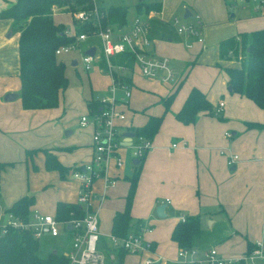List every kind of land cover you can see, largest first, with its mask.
I'll list each match as a JSON object with an SVG mask.
<instances>
[{
  "label": "crops",
  "instance_id": "0c3cea01",
  "mask_svg": "<svg viewBox=\"0 0 264 264\" xmlns=\"http://www.w3.org/2000/svg\"><path fill=\"white\" fill-rule=\"evenodd\" d=\"M14 1L0 0V10ZM102 1H95V4L98 7L119 5H103ZM139 1H133L135 15H126L127 22L123 28H127L132 19L139 15L135 8ZM160 1V10L148 12L151 15L149 20L152 40L148 50L170 58L176 82L162 83L140 74L144 78L142 81L146 79L160 87V90L157 87L151 91L156 95L155 102L160 103V106L157 105L155 110L150 108L149 111L152 112L141 109L145 117L140 125H135L132 124L134 110L130 108L127 99L123 109H131L132 116L128 123L126 115L122 125L125 130L121 134L142 126L149 115H160L163 111L160 99L169 94L179 81L180 85L170 103L169 111L163 115L159 126L161 130L158 129L151 139V148L145 152L141 164L138 167L136 165L139 162L133 164L132 149L130 157L128 156V150L132 147L122 146L119 152L123 165L117 171L112 169L116 175L114 184L106 188L102 179L95 181L93 187L96 198L99 199L104 193L100 203L97 200L92 203V208L96 209L99 217V244L105 252L115 254L114 259L107 263L119 264L118 247L110 240L112 217L116 211L123 210L129 186L127 178L135 169H139L130 214L133 223L138 220L141 222L133 224L130 232L137 225L145 227L142 234L151 241L152 251L139 254L127 252L122 258V264H142V260L149 257L161 264L180 263L176 255L179 247L170 238L172 228L179 216L198 215L201 229V217L209 211L207 206L210 205L218 206L227 221V228L223 233L225 242L210 248H216L226 258H238L244 254L249 240L255 246L260 242L259 248L264 254V106L259 107L244 95L228 90V77L223 68L238 65V62L220 59L218 55V44L222 39L238 37L240 32L264 27V0H253L250 4L242 3L243 0ZM237 2H240L239 6L236 5ZM231 6L236 7L235 10L231 11ZM65 8L60 6L52 16L55 23L61 22L65 28H69L73 20ZM186 10L192 17L188 22L193 21L195 14L201 20L204 37L202 43L171 28L176 34V40L168 30L171 18L178 19L181 15L189 17L184 16ZM143 14L147 15L140 13ZM55 15L58 16L57 19L54 18ZM64 15L68 17L64 19ZM18 35V31L11 28L10 18H0V161L7 163L0 169V202L4 210L18 197L27 192L38 191V195H33L30 213L38 211L53 215L58 201L77 203L78 184L69 178V172L74 166L90 160L93 127L90 124L81 126L80 117H77L75 111H65L54 117L58 113L50 108L22 107L18 94ZM189 42H192L191 47L187 46ZM94 65L102 73H106L100 60L94 62ZM123 75H127L130 90L131 86H137L135 67ZM192 87L202 90L213 108L219 101H223L220 112L222 118L204 112H199L193 123L184 124L175 118L174 114L180 109ZM8 92L18 95L5 100L4 96ZM62 93L63 91L59 95L58 104L61 103ZM85 108L86 112H81L80 116L87 113L86 104ZM47 114H53L54 118L49 119ZM226 132L230 136H226ZM122 139L126 145L129 144L130 138L124 139L123 136ZM172 143H176V146L172 147ZM43 148H53L56 159L68 169L63 179L59 177L57 170L45 168L44 154L37 150ZM26 149L36 151L27 156ZM221 149L238 154V161L231 165L234 169L227 165L225 156L220 154ZM126 155L130 162L126 160ZM126 162L132 166L130 173L127 172ZM15 172L26 174V186L22 181L13 180ZM43 195L48 196L46 203L41 200ZM161 203L166 204L164 217L156 215V206ZM169 205L172 206L170 213ZM235 244H238L237 248ZM193 246L200 250L208 249L202 247L197 240ZM257 260L259 264H264V258Z\"/></svg>",
  "mask_w": 264,
  "mask_h": 264
},
{
  "label": "trees",
  "instance_id": "16d2710c",
  "mask_svg": "<svg viewBox=\"0 0 264 264\" xmlns=\"http://www.w3.org/2000/svg\"><path fill=\"white\" fill-rule=\"evenodd\" d=\"M64 6L66 10L90 9L92 0H15L8 7L0 10V18H10L11 28L18 31V59H19V98L25 109H43L56 107L59 95L68 85L65 74V66L57 58L55 49L72 43L73 35L65 34V25L54 22L52 16L53 6ZM137 12L148 13L151 10H160V0H140L135 4ZM100 20L102 26H123L126 24L127 6L124 4L100 7ZM95 24L77 26L76 32H94ZM220 59L230 60L233 54L238 65L225 66L223 70L227 74V87L230 92L244 95L257 106H264V27L251 31L240 32L237 36H229L218 44ZM239 51L242 54L239 55ZM105 66L104 58L100 59ZM114 65H122L129 70L134 67L133 55L129 52L117 54L111 59ZM219 66V65H218ZM125 82L128 83V80ZM180 85L176 83L172 91L160 99L163 111L160 115H149L146 122L132 130L138 136L151 140L157 133L163 115L169 110L170 103ZM99 100L92 98L86 106L90 110H98ZM199 112L214 115L213 105L206 98L205 93L197 87H192L183 101L180 109L174 114L175 118L184 123H193ZM222 118L221 116H219ZM41 150L45 157V168L55 169L60 178H64L68 169L62 166L53 153V148ZM36 150L26 149L25 154L31 156ZM143 157L139 158L138 167ZM7 163L0 161V169ZM139 176V169L127 178L129 186L125 195L124 208L116 211L112 217L111 234L124 237L130 232L133 224L130 214L133 195ZM34 202V196L24 194L15 199L12 204L4 209L12 213L23 223L27 222L30 214V206ZM84 210L77 203L58 201L55 206L54 217L58 220H68L72 217H81ZM141 224V223H140ZM142 225V224H141ZM140 228L137 225L135 230ZM200 232V220L198 215H185L184 221L178 222L172 228L170 238L178 247H192L194 238ZM256 246L247 240L246 250L249 253ZM119 264L127 253L121 246L117 248ZM68 258L55 250H49L40 254L38 239L34 238L29 228L8 227L0 236V264H67Z\"/></svg>",
  "mask_w": 264,
  "mask_h": 264
},
{
  "label": "built area",
  "instance_id": "2783aa9c",
  "mask_svg": "<svg viewBox=\"0 0 264 264\" xmlns=\"http://www.w3.org/2000/svg\"><path fill=\"white\" fill-rule=\"evenodd\" d=\"M263 2V0H260ZM60 7L53 6L52 13H55ZM72 17V25L65 28V34L73 35L72 43L62 45L55 49V54L59 55L78 47L81 41L88 36H95L100 42V49L97 50L96 45L88 44L86 49L94 46V54H85L81 56L82 65L85 70L91 69L94 62L104 58V71L110 76L109 93L110 96L99 100L98 110L88 109L87 113L79 118V124L85 126L90 124L93 127L91 135L92 155L90 160L74 166L69 172V178L75 180L78 184L77 204L81 206L84 213L81 217H72L68 220H58L52 214L40 213L34 211L29 214L27 222L23 223L12 213L0 210V236H2L8 227L13 228H29L34 238L39 239L45 234L57 236L61 229L70 239V245L65 253L68 258L67 264H108L109 260L114 259L113 252H105L100 244L99 234V217L96 209L92 208V203L103 199V195L97 199L94 190V183L97 179L104 181V187H109L115 182V173L123 165V158L119 152L122 146L132 147V157L139 159L149 148H151V140L145 139L134 133L130 137L129 144L123 141V134L120 127L124 125L126 119L125 109L127 99L131 94L129 84L121 81L119 75L116 74L117 69L129 70L122 65H114L111 61L112 57L129 52L133 55V65L139 73L150 79H156L162 83H175V72L168 56L156 55L151 53L148 48L151 44L150 37V18L151 15H136L127 28L123 26H102L100 16V7L92 0V8L75 9L68 11ZM174 26L178 33L184 34L186 37L192 38L195 42L202 43L203 25L198 14L193 16V21L180 23L175 17L173 19ZM95 24L97 30L94 32H76L77 26L87 24ZM191 47L192 42L187 43ZM131 70V69H130ZM123 92L122 96L117 95V91ZM223 101H219L213 108L215 114H219L222 110ZM230 136L229 132L225 133ZM135 140V141H134ZM134 142V143H133ZM172 147L176 143L171 144ZM220 154L226 158L227 165L235 164L239 156L236 153H229L221 149ZM168 200H166L167 202ZM185 216H179V220L184 221ZM60 226H62L60 228ZM145 227L128 232L124 237H117L111 234L110 240L116 247H122L128 253L139 254L142 252L152 251L151 241L143 237L142 231ZM260 242L249 253H244L238 258H226L221 256L216 248L200 250L194 246L179 247L177 249V261L181 264H259L257 259L264 258L263 251L259 248ZM152 257L142 260V264H161Z\"/></svg>",
  "mask_w": 264,
  "mask_h": 264
},
{
  "label": "rangeland",
  "instance_id": "374dc122",
  "mask_svg": "<svg viewBox=\"0 0 264 264\" xmlns=\"http://www.w3.org/2000/svg\"><path fill=\"white\" fill-rule=\"evenodd\" d=\"M97 3L100 2V0H95ZM133 1L135 0H103V5L105 4H128L127 6V15L128 17L134 16L135 15V9L132 6ZM244 1V2H243ZM242 3L244 4H250L253 3V0H243ZM240 2H237V6H239ZM232 10H235L236 7L231 6ZM66 9V8H65ZM64 19H66V15L63 16ZM55 19L58 18L57 15L54 16ZM133 18V17H132ZM174 17L171 18L170 20V26L168 30L171 31L172 35L174 38L176 36L175 33H173L174 29L176 31V28L174 26ZM190 19H192L191 16L189 17H178V20L180 23H187ZM172 28V29H171ZM177 32V31H176ZM176 39V38H175ZM178 40V39H176ZM88 44H94L97 47V50L99 51L100 49V42L97 37L95 36H88V38L84 41H82L78 47L71 49L68 52H63L59 55H57V58L64 63L65 66V74L68 78V85L67 87L63 90L62 96H61V103H59L56 107L50 108V110H55L58 114L55 115L54 117H57L59 114L64 113L65 111H75L77 113V117H80L81 112H86L85 104L87 101L91 100L92 98L96 99H102L110 96L109 93V85H110V76L108 73H102V71L98 68L97 65H92L90 70H85L82 61H81V56L84 51V48ZM242 54L241 51H239V55ZM231 56V61H235L233 54H230ZM75 59L77 61V64L71 65V60ZM135 73H136V78L135 82L137 86L133 87L131 86V94L128 97V102L129 106L132 110H134V117L132 116V111L131 109L125 108V112L127 115V120L126 122L131 121V116H132V124L135 125H140L145 117L144 111L152 112L149 111L150 108L155 110V107H158L157 105L160 106V103L155 102L156 95H154L153 91L157 89L158 86L154 82H151L149 80H144V78L141 77L139 71L137 68H135ZM117 75L120 76L121 81H126L127 80V75L123 74H128V70H121L117 69L116 72ZM222 74L220 72L219 76ZM221 77V76H220ZM140 78V79H139ZM185 83V82H184ZM145 86V88L143 87ZM148 88V89H146ZM160 90V87H158ZM167 90V89H165ZM118 96H122L123 92L121 90L117 91ZM155 102V103H154ZM144 108V111L141 110ZM85 109V110H84ZM146 109V110H145ZM59 110V111H58ZM143 111V112H142ZM169 111V110H168ZM138 114V115H137ZM53 114H47L46 116H49V119H52ZM214 116H220L219 114H214ZM46 120V119H44ZM120 132L125 130V127H120ZM161 129H159L160 131ZM130 148L128 151V156L130 157ZM133 151V149H132ZM132 153V152H131ZM126 155V160H129V157ZM127 160V161H128ZM130 162V161H128ZM127 172L130 173L132 171L130 164L126 162ZM26 174H20V172H15L13 174V180L18 182L22 181L25 186H26V180H25ZM38 192V191H36ZM32 192H27L28 195H38ZM42 202L46 203L49 199L47 195H43L42 197ZM121 202H122V197H121ZM106 205V204H105ZM172 206L169 205L168 211L170 213V208ZM209 209L206 214L201 217L202 221V226L200 229L199 235L194 238V243L197 240L199 244L202 247H208L210 249L211 246H220V243L225 242V237H223V233L225 232V229L227 228V221L224 219L223 215L221 214L219 207L218 206H207ZM0 210H3V204L0 202ZM173 213V212H171ZM62 226H60L61 228ZM39 241V247H40V254L43 255L49 250H56L59 253H65L67 251V246L70 245V239L67 235L64 234V232L61 229V232L57 236H50L48 234L43 235L38 239ZM193 243V244H194ZM238 244H235V247L237 248ZM256 262H259L258 260ZM172 264V263H169ZM175 264H181V263H175Z\"/></svg>",
  "mask_w": 264,
  "mask_h": 264
},
{
  "label": "water",
  "instance_id": "95a60500",
  "mask_svg": "<svg viewBox=\"0 0 264 264\" xmlns=\"http://www.w3.org/2000/svg\"><path fill=\"white\" fill-rule=\"evenodd\" d=\"M189 15H190V12L186 10L184 16L186 17V16H189ZM94 50H95L94 46H91V47L87 48L84 51V53L85 54H89V55H93L94 54ZM76 63L77 62H76L75 59H73L72 62H71V64H73V65H75ZM17 95L18 94L15 93V92H8V93L5 94L4 99L5 100L13 99ZM123 136H124V139H129L130 137L134 136V132L133 131H125L123 133ZM138 162H139V159H137V158H134L133 159V164H137ZM231 169H234V166H231ZM165 206H166L165 203H161V204H159V205L156 206V215L158 217H164L166 215L165 214V211H164ZM79 207L81 208V206H79ZM54 252H55V250H54ZM157 264H159V263H157Z\"/></svg>",
  "mask_w": 264,
  "mask_h": 264
}]
</instances>
